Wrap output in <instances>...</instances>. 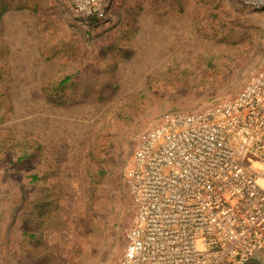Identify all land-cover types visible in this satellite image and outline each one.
<instances>
[{
	"label": "rangeland",
	"instance_id": "374dc122",
	"mask_svg": "<svg viewBox=\"0 0 264 264\" xmlns=\"http://www.w3.org/2000/svg\"><path fill=\"white\" fill-rule=\"evenodd\" d=\"M109 3L87 28L66 0H0V264H115L140 139L167 111L234 97L264 61V10Z\"/></svg>",
	"mask_w": 264,
	"mask_h": 264
},
{
	"label": "built area",
	"instance_id": "2783aa9c",
	"mask_svg": "<svg viewBox=\"0 0 264 264\" xmlns=\"http://www.w3.org/2000/svg\"><path fill=\"white\" fill-rule=\"evenodd\" d=\"M264 10V0H236ZM110 0H66L98 27ZM133 211L115 264H264V61L234 97L165 112L124 171Z\"/></svg>",
	"mask_w": 264,
	"mask_h": 264
},
{
	"label": "trees",
	"instance_id": "16d2710c",
	"mask_svg": "<svg viewBox=\"0 0 264 264\" xmlns=\"http://www.w3.org/2000/svg\"><path fill=\"white\" fill-rule=\"evenodd\" d=\"M66 80H64V82H65Z\"/></svg>",
	"mask_w": 264,
	"mask_h": 264
}]
</instances>
